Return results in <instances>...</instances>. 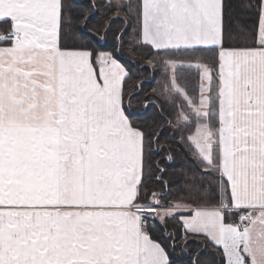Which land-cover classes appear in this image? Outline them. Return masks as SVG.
<instances>
[{
	"label": "snow or ice",
	"instance_id": "1",
	"mask_svg": "<svg viewBox=\"0 0 264 264\" xmlns=\"http://www.w3.org/2000/svg\"><path fill=\"white\" fill-rule=\"evenodd\" d=\"M114 7L139 24L130 46L157 53L165 119L204 178L167 206L149 195L158 132L130 119L125 66L83 42L89 17L74 20L69 0H0V264H171L149 219L185 209V234L216 249L212 264H264V0L242 2L259 20L258 45L243 47H224L226 0ZM205 50L214 64L193 55Z\"/></svg>",
	"mask_w": 264,
	"mask_h": 264
},
{
	"label": "trees",
	"instance_id": "2",
	"mask_svg": "<svg viewBox=\"0 0 264 264\" xmlns=\"http://www.w3.org/2000/svg\"><path fill=\"white\" fill-rule=\"evenodd\" d=\"M69 2L74 9L73 19H82L87 15L89 17L87 30L95 34L83 36L79 32V25L76 24L73 29L76 35L83 36V42L89 48L112 52L127 69L129 76L125 80V104L130 119L142 128L158 132L159 146L154 144V150L150 155L152 176L147 180L146 191L149 195L152 192L165 193L161 198V204L167 206L169 202L176 201L184 195L183 189L190 186L192 180L204 178V174L198 171V162L192 156L191 150H186L187 145L181 147L184 142L181 140L180 131L174 127L175 121L173 120L171 126L167 123V119H173L171 113L174 109L170 102H164L165 98L160 94L165 75L164 69L156 62L157 53L145 44L130 46L129 42L137 38L139 24L132 17L125 19L123 10L120 11L121 18H115L117 9L114 5L123 3L124 0H69ZM226 2L231 7L225 21L224 47L257 46L259 30L257 13L243 11L241 7L242 2L254 3L255 0ZM9 27L8 23H0V33L7 32ZM193 55L204 57L206 62L212 65L215 63L217 52L205 50ZM148 60H152L153 64L149 65ZM179 71L189 81L190 87H196L199 83L197 69L185 67ZM186 127L189 131L183 134L189 135L192 125ZM167 157L171 159H166ZM189 214L185 209L178 211L171 218L166 217L163 222L149 219L147 230L168 252L171 264H195L197 260L200 264H212L216 249L204 237L185 234L180 216ZM228 215L231 220L237 219L233 213ZM215 259L219 260V256H215Z\"/></svg>",
	"mask_w": 264,
	"mask_h": 264
},
{
	"label": "rangeland",
	"instance_id": "3",
	"mask_svg": "<svg viewBox=\"0 0 264 264\" xmlns=\"http://www.w3.org/2000/svg\"><path fill=\"white\" fill-rule=\"evenodd\" d=\"M158 211H160V209H158ZM201 237H203V236H201Z\"/></svg>",
	"mask_w": 264,
	"mask_h": 264
},
{
	"label": "crops",
	"instance_id": "4",
	"mask_svg": "<svg viewBox=\"0 0 264 264\" xmlns=\"http://www.w3.org/2000/svg\"><path fill=\"white\" fill-rule=\"evenodd\" d=\"M0 46H3V45H0Z\"/></svg>",
	"mask_w": 264,
	"mask_h": 264
}]
</instances>
